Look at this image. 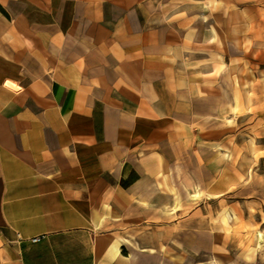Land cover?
Masks as SVG:
<instances>
[{
	"label": "crops",
	"instance_id": "1",
	"mask_svg": "<svg viewBox=\"0 0 264 264\" xmlns=\"http://www.w3.org/2000/svg\"><path fill=\"white\" fill-rule=\"evenodd\" d=\"M157 3L0 0V264H159L110 257L112 241L91 234L117 233L121 254L125 233L161 248L173 232L155 204L165 173L184 186L192 170L221 194L199 128L207 100L145 13Z\"/></svg>",
	"mask_w": 264,
	"mask_h": 264
},
{
	"label": "rangeland",
	"instance_id": "2",
	"mask_svg": "<svg viewBox=\"0 0 264 264\" xmlns=\"http://www.w3.org/2000/svg\"><path fill=\"white\" fill-rule=\"evenodd\" d=\"M157 4L145 13L155 15L159 29H167L183 53L176 58L198 82L197 95L207 100L200 104L199 128L205 132V165L214 163L221 194L214 197L192 170L184 186L179 174L165 173L168 180L163 175V183L154 185L155 204L171 220L172 234L156 250L125 233L129 252L122 253L134 252L138 260L157 254L159 264H264V0ZM28 10L33 18H48ZM226 213L232 218L226 220ZM91 236L113 242L117 233Z\"/></svg>",
	"mask_w": 264,
	"mask_h": 264
},
{
	"label": "bare ground",
	"instance_id": "3",
	"mask_svg": "<svg viewBox=\"0 0 264 264\" xmlns=\"http://www.w3.org/2000/svg\"><path fill=\"white\" fill-rule=\"evenodd\" d=\"M189 196L190 197H194V196H196V194H194V195L192 194V195H189ZM231 218H232L231 214H229V213L225 214V219L226 220H229ZM101 219H102L101 214L96 212L95 216L93 218V223H94L95 227L99 226V223H100ZM259 243H263V242L261 241ZM119 245H120V241H118V240H115V241H113L110 244V257L118 256L121 259L128 260V261L132 260L135 257V255L133 253H131V255L129 257L128 256H124L123 254L119 253Z\"/></svg>",
	"mask_w": 264,
	"mask_h": 264
},
{
	"label": "water",
	"instance_id": "4",
	"mask_svg": "<svg viewBox=\"0 0 264 264\" xmlns=\"http://www.w3.org/2000/svg\"><path fill=\"white\" fill-rule=\"evenodd\" d=\"M5 85H6L7 87L13 89V90H18V89H19L18 86H16L15 84H13L12 82H10V81H8V80L5 81Z\"/></svg>",
	"mask_w": 264,
	"mask_h": 264
},
{
	"label": "built area",
	"instance_id": "5",
	"mask_svg": "<svg viewBox=\"0 0 264 264\" xmlns=\"http://www.w3.org/2000/svg\"><path fill=\"white\" fill-rule=\"evenodd\" d=\"M45 237V235H39V236H35L33 238H31L32 242H39L40 240H42Z\"/></svg>",
	"mask_w": 264,
	"mask_h": 264
}]
</instances>
